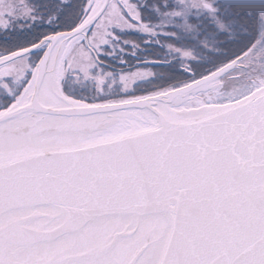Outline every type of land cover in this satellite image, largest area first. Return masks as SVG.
Here are the masks:
<instances>
[{
	"label": "water",
	"instance_id": "water-1",
	"mask_svg": "<svg viewBox=\"0 0 264 264\" xmlns=\"http://www.w3.org/2000/svg\"><path fill=\"white\" fill-rule=\"evenodd\" d=\"M48 57L31 103L0 114V264H264V88L234 104L174 109L217 88L229 66L141 101L76 105L54 91L51 105L42 94ZM261 59L264 27L247 78ZM240 72L221 91L240 88L230 80ZM126 112L156 121L133 115L113 130L132 132L100 138ZM64 136L78 140L58 145Z\"/></svg>",
	"mask_w": 264,
	"mask_h": 264
},
{
	"label": "rangeland",
	"instance_id": "rangeland-1",
	"mask_svg": "<svg viewBox=\"0 0 264 264\" xmlns=\"http://www.w3.org/2000/svg\"><path fill=\"white\" fill-rule=\"evenodd\" d=\"M34 1L0 0V55L13 48L22 49V51H26L25 53L37 48L36 53L0 69V102L6 99L28 71H32L29 70L30 65L37 54L39 49L37 44L43 39V34L55 28L71 27L76 21L80 5L85 6L82 11L85 18L90 14L96 2V0H86L85 3L83 0ZM171 1L175 7L172 11L161 12L158 10L159 6L154 7L156 3L168 5V2ZM120 2L139 22H141L142 9L149 10L145 13L147 16L155 17L154 14H158L159 21L151 26L141 24L140 27H136V25L133 27L122 18L123 9ZM206 4L210 5L211 9H207ZM181 18L188 22V25L185 26L187 33L184 34L187 39L184 40V43L189 46L196 44V47H200L198 55L195 57L191 53L193 50L182 54L185 56V61H191L198 57L195 63L199 64V67L201 63L207 65V62L213 61V57L221 58V54L226 51L225 55L238 51L245 42L251 39L255 29H259V40L247 54V58L241 62L245 64L261 45L264 27V0H111L106 14L93 31L89 44L96 50L97 55L105 46L114 48L115 52H110L106 56L107 59L123 63L124 58L120 55L125 52L120 49L121 46L118 43L113 42L115 28L120 27L118 29L121 31L133 30L137 35L150 34L155 39L160 36H169L168 30L165 31V29L180 23L177 19ZM200 20L213 27L214 32L211 33L208 28H204ZM193 21H197L199 26V28L197 27V32H200L198 40H192V32L196 27L191 25L190 22ZM205 30H207V35L203 36ZM174 37L179 42L181 41L177 34ZM85 44L86 42L82 39L71 46V52L60 72L63 92L86 94L85 96L93 95L88 97L99 98L101 96L100 89H103L102 96L105 97L101 99L106 100L116 91L127 93L158 83L159 77L156 76L158 74L152 69H149L150 72L143 70L120 76L106 71L97 63L95 56L87 50ZM176 48V46H172L169 49L168 58H175L178 53ZM183 74L180 73V75ZM100 79H103L104 83L101 87L98 84ZM9 80L13 81L11 85L7 83Z\"/></svg>",
	"mask_w": 264,
	"mask_h": 264
},
{
	"label": "bare ground",
	"instance_id": "bare-ground-1",
	"mask_svg": "<svg viewBox=\"0 0 264 264\" xmlns=\"http://www.w3.org/2000/svg\"><path fill=\"white\" fill-rule=\"evenodd\" d=\"M45 59H46V55L44 56V58L41 62H43ZM38 68H40V64H39Z\"/></svg>",
	"mask_w": 264,
	"mask_h": 264
}]
</instances>
